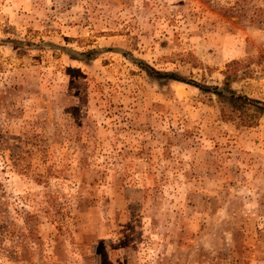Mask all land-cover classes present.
Instances as JSON below:
<instances>
[{
  "label": "rangeland",
  "instance_id": "1",
  "mask_svg": "<svg viewBox=\"0 0 264 264\" xmlns=\"http://www.w3.org/2000/svg\"><path fill=\"white\" fill-rule=\"evenodd\" d=\"M264 0H0V264H264Z\"/></svg>",
  "mask_w": 264,
  "mask_h": 264
},
{
  "label": "trees",
  "instance_id": "2",
  "mask_svg": "<svg viewBox=\"0 0 264 264\" xmlns=\"http://www.w3.org/2000/svg\"><path fill=\"white\" fill-rule=\"evenodd\" d=\"M139 65L143 67L148 75L164 80L185 82L194 86L200 92L212 93L219 103L221 115L232 120L235 125L250 126L264 112L263 101L235 92L226 79L220 86H208L204 83L186 80L174 72L154 70L142 62H139Z\"/></svg>",
  "mask_w": 264,
  "mask_h": 264
}]
</instances>
